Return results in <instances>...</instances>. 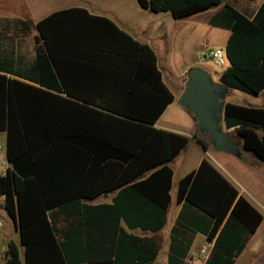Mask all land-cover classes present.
Listing matches in <instances>:
<instances>
[{
	"label": "trees",
	"instance_id": "trees-1",
	"mask_svg": "<svg viewBox=\"0 0 264 264\" xmlns=\"http://www.w3.org/2000/svg\"><path fill=\"white\" fill-rule=\"evenodd\" d=\"M138 1L176 19L221 6L210 24L231 34L219 81L263 92L264 0L255 11L231 0ZM37 26L28 68L15 49L0 54V132L11 163L0 173V198L19 232L4 264H163L155 240L122 225L151 232L166 225L171 162L189 142L154 126L174 100L154 49L82 7L55 11ZM220 119L250 153L244 161L264 162V107L225 102ZM196 139L205 149L213 144L204 133ZM111 191H118L112 203L84 202ZM175 201L182 209L168 264H184L197 232L214 240L204 264H234L264 220L207 158L179 180Z\"/></svg>",
	"mask_w": 264,
	"mask_h": 264
},
{
	"label": "crops",
	"instance_id": "crops-1",
	"mask_svg": "<svg viewBox=\"0 0 264 264\" xmlns=\"http://www.w3.org/2000/svg\"><path fill=\"white\" fill-rule=\"evenodd\" d=\"M29 1L30 0H22L21 2L20 0L19 13L17 14V12L8 10V7L4 6L3 0H0V54H2L3 57H7L10 56L12 51L15 49L20 55V64L23 69L28 68L30 64H32L35 60L37 47L35 37L40 35V31L37 26L38 22L55 11L70 7H82L85 8L90 14L109 18L118 27L126 31L139 42L150 45L157 55L158 66L163 72L164 82L173 92L174 100L168 104L154 126L157 129H162L187 136L189 137V142L187 146L183 148L171 162V166L174 170L171 190L172 202L170 203V206L168 208L166 225L159 232H151L149 230L144 231L139 227L130 229L126 225V223L122 221L123 227L128 232L133 233L137 236L151 238L155 241L157 239H160L161 237L164 238V261H158V251L156 262L168 264L172 227L175 225L178 215L182 209V204H177L175 201L178 182L186 174H188L192 170L197 169L203 158L209 159L216 166V168L239 190L240 194L244 195L264 216V162L255 161L254 165H250L244 162L242 158L240 159L235 156V158L239 160L237 161L236 159L231 157L234 155L226 151H218L214 147L211 148V146L208 149H205L202 144L198 142V140L196 139V135L200 136L201 133L197 132L196 123L192 115L179 103V98L187 82V78L185 76L186 71L182 75L175 74L167 60L168 49L165 53H161V55L157 54L156 49H158L159 47V36L158 33H153V31L150 30L151 25L145 24L142 26L140 25V23H130L128 22V20L125 21L117 15L98 11V9L96 7H93L91 3L90 5L83 4L66 6L57 10H53L49 13L47 11V14L36 17L33 14L34 9H32V5ZM82 3L85 2L82 1ZM20 8L22 9L20 10ZM142 8L146 12L149 11V14L154 13L158 14V16H160V14L162 13H165L166 19L171 23L177 20H182V23L186 25L187 38L189 39V37H191L189 41L194 42L195 45H197V49H201V53L208 48H225L231 34L230 30L228 29L216 27L210 24L211 17L216 12H218L221 7L209 9L181 19L174 18V16L170 12L156 13L148 8ZM201 14L204 15V17L203 20H200V22L197 19L202 16ZM153 20L155 21V17H153ZM12 27H15V29H17L21 33V37L26 39V41L24 42V48H27L26 51L31 57L26 56L23 52L19 53L17 50L18 45L12 43L14 41H11L9 37L12 32ZM212 33L219 34L222 40L214 42V44H209V46H207V44L205 43L209 41L208 37L211 36ZM1 72L7 74L8 76L17 78V76L10 74L5 69H2ZM220 74L221 72L218 75L217 81H219ZM255 96H262V103L252 104L248 106L264 107V90L263 92ZM228 131L231 133V131H234V128H229ZM0 133V173L5 174L7 169L11 167V163L8 160L6 152L7 133ZM249 154L250 153H248L246 150H243V156L249 157L251 156ZM250 158H253V156ZM174 162L181 164V166L185 167V169L181 168L179 171H176L173 167ZM188 163H191V168L187 167ZM117 192L118 191H111L100 195L99 197L107 199L103 202H92L91 200L94 199H86L84 200V202H87L89 204L112 203V199ZM168 223L169 226L167 227ZM263 226L264 220L258 230L249 236L246 247L236 257L234 264H264V231H261ZM14 229L17 232L19 239V232L16 228L15 222L6 211L3 198H0V264H4V253L7 248V243L12 239L16 241L18 240L16 239V236L13 235ZM213 247L214 240H209L204 234L200 232L194 233L188 255L184 259V264H204V262L211 255ZM204 249L206 250L205 252L202 251ZM203 255H206V259L201 262L199 261V258Z\"/></svg>",
	"mask_w": 264,
	"mask_h": 264
},
{
	"label": "rangeland",
	"instance_id": "rangeland-1",
	"mask_svg": "<svg viewBox=\"0 0 264 264\" xmlns=\"http://www.w3.org/2000/svg\"><path fill=\"white\" fill-rule=\"evenodd\" d=\"M82 1L85 3H82ZM3 2L4 6L8 7V10L17 12V14L19 13L20 0H3ZM29 2L32 5V9H34L33 14L36 17L47 14V11L49 13L53 10H57L66 6L83 4L90 5L91 3V5L93 7H96L98 11L117 15L125 21L128 20V22L130 23H140V25L142 26L145 24H149L151 25L150 30H152L153 33H158L159 36V47L158 49H156L157 54L161 55V53H165L168 49L167 60L171 65V69L175 72L176 75H182L186 71L185 76L187 78L189 68L193 66H200L211 74L214 81H217L219 73L229 66V63H227L224 67H220L215 64L212 59L203 56L201 53V49H197V45H195L194 42L189 41L191 37H189V39L187 38L186 25L182 23V20H177L171 23L166 19L165 13L160 14V16L152 12V14H149V11L146 12L145 10H143L142 6L138 3V0H30ZM230 2L239 9H247L249 11H255L262 3L261 0H231ZM220 7L221 6H219L218 8ZM21 9L22 8H20V10ZM153 17H155V21L153 20ZM203 17L204 15L200 16L197 20H203ZM9 37L11 41H14L12 42L13 44L18 45L17 50L19 53L23 52L26 56L31 57L26 51L27 48H24V42L26 41V39L21 37V33L17 29H15V27H12V32ZM208 40L209 41L205 43L207 44V46H209V44H214V42L220 41L222 39L219 34L212 33L211 36L208 37ZM226 101L242 105L261 104L262 96H255L245 93L241 90L232 89L228 94ZM221 125L225 127L223 122H221ZM230 134L233 135L235 140H239L234 131H231ZM208 138L210 137L208 136ZM211 148H213V144L211 145ZM231 157L239 161L237 158H235V156ZM173 167L176 171H179L181 168L185 169V167H182L181 164L177 162L173 163ZM187 167L191 168V163H188ZM106 200V198L99 197L91 201L103 202ZM169 223L167 227L169 226ZM261 231H264V226ZM13 235L16 236V239H18V234L15 229L13 230ZM156 242L159 247L158 261H164V238L161 237L160 239H157ZM205 259L206 255H203L200 256L199 261L203 262Z\"/></svg>",
	"mask_w": 264,
	"mask_h": 264
},
{
	"label": "water",
	"instance_id": "water-1",
	"mask_svg": "<svg viewBox=\"0 0 264 264\" xmlns=\"http://www.w3.org/2000/svg\"><path fill=\"white\" fill-rule=\"evenodd\" d=\"M187 78L179 98L180 105L196 117L200 133L210 137L216 150L226 151L241 159L244 148L221 125L219 114L225 107L230 88L220 81H214L211 74L200 66L190 68Z\"/></svg>",
	"mask_w": 264,
	"mask_h": 264
},
{
	"label": "built area",
	"instance_id": "built-area-1",
	"mask_svg": "<svg viewBox=\"0 0 264 264\" xmlns=\"http://www.w3.org/2000/svg\"><path fill=\"white\" fill-rule=\"evenodd\" d=\"M202 55L212 59L215 62V64H217L220 67H224L227 63H229L228 58L226 56L225 48L222 47L205 49L202 52ZM202 251L205 252L206 250L204 249Z\"/></svg>",
	"mask_w": 264,
	"mask_h": 264
},
{
	"label": "flooded vegetation",
	"instance_id": "flooded-vegetation-1",
	"mask_svg": "<svg viewBox=\"0 0 264 264\" xmlns=\"http://www.w3.org/2000/svg\"><path fill=\"white\" fill-rule=\"evenodd\" d=\"M219 114L221 115V114H222V112H221V111H219Z\"/></svg>",
	"mask_w": 264,
	"mask_h": 264
}]
</instances>
